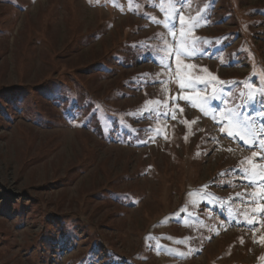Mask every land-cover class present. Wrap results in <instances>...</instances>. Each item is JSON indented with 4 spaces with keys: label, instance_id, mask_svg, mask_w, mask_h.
Returning a JSON list of instances; mask_svg holds the SVG:
<instances>
[{
    "label": "rangeland",
    "instance_id": "rangeland-1",
    "mask_svg": "<svg viewBox=\"0 0 264 264\" xmlns=\"http://www.w3.org/2000/svg\"><path fill=\"white\" fill-rule=\"evenodd\" d=\"M262 92L264 0H0V264H264Z\"/></svg>",
    "mask_w": 264,
    "mask_h": 264
},
{
    "label": "snow or ice",
    "instance_id": "snow-or-ice-1",
    "mask_svg": "<svg viewBox=\"0 0 264 264\" xmlns=\"http://www.w3.org/2000/svg\"><path fill=\"white\" fill-rule=\"evenodd\" d=\"M179 24L180 25H184L185 23V17L183 15H180L179 16ZM167 26V24L165 25ZM172 35L175 34L174 30L171 31ZM182 55H185V56H188V57H192V56H195L196 55V49H195V46L194 44L189 46V47H184L183 45H181L179 48L176 49L175 53H174V56H173V53L171 51V49H169L167 52H165V56L164 57H161L160 59V64L161 66L165 67V68H171V64H166L165 63V58L166 57H172V59L174 60L177 68H180L181 66L185 69H194L196 68L197 66L192 64V63H188V64H184V65H181V56ZM206 71V69H205ZM213 79H217L216 77H213ZM161 83H163V81H160ZM202 82V81H201ZM181 88L183 89L184 88V81H181ZM189 85H191L193 83V81L191 79H189ZM221 85L223 86L225 84V82L221 81L220 82ZM232 83H236L235 81H233ZM224 89L223 87L221 88V92H223ZM262 96H264V92L261 93ZM181 98L186 100V101H189L190 103H192L193 107L197 106L194 102H192V98L190 95L188 94H181ZM212 100H216L218 99L217 96H213L211 97ZM257 102L256 101V96L250 92L248 94V99L247 101L245 102L244 105H239L238 107L241 109V111L239 112H235V111H232V110H229L228 112V117L232 120H239V118L241 116H245V117H248L249 116V113L247 111L248 107L252 104V103H255ZM262 105H264V100H261L259 101ZM205 103H207V101H205ZM227 103V101L225 102ZM201 111L205 113V115L207 114V110L206 108L201 105ZM181 112L183 111V109H180ZM257 115L261 116V117H264V110H261ZM172 118H175V113L173 112L172 113ZM70 119L72 120H75L77 119L76 116H71ZM262 123H264V121H262ZM243 128L246 132L248 133H251L253 130L252 128L249 126V122L248 120H244L243 121ZM221 131L223 132L224 129L223 127L221 128ZM229 137H232L233 136V133L231 131H228L226 133ZM243 139V137H241ZM144 143H146L147 141H143ZM246 143H249V145L251 146L252 143H256L258 147H260L261 149H264V139H258L256 141H246ZM254 156L256 155L255 153L253 154ZM247 164L249 165V168H246L244 169V176L245 178L247 179L249 176H252V177H258L259 180H255V179H252V180H249V183H252L258 187H260V184H259V181H264V163H261V164H254L252 162L251 159H249L247 161ZM257 169H259V171H257ZM251 195H257L259 196L260 199H264V187L261 188V192L259 193H252ZM254 212H257V214H259L260 212H264V205H262L259 209H253ZM247 223L251 224L253 223L252 220H248ZM241 243H243V239H241ZM259 243L260 244H264V237H261L260 240H259ZM261 260H264V256L260 257Z\"/></svg>",
    "mask_w": 264,
    "mask_h": 264
},
{
    "label": "bare ground",
    "instance_id": "bare-ground-1",
    "mask_svg": "<svg viewBox=\"0 0 264 264\" xmlns=\"http://www.w3.org/2000/svg\"><path fill=\"white\" fill-rule=\"evenodd\" d=\"M235 154V153H234Z\"/></svg>",
    "mask_w": 264,
    "mask_h": 264
}]
</instances>
